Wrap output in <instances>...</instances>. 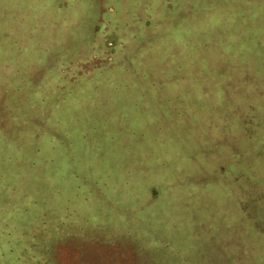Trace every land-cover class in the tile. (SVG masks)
Segmentation results:
<instances>
[{"label": "rangeland", "instance_id": "374dc122", "mask_svg": "<svg viewBox=\"0 0 264 264\" xmlns=\"http://www.w3.org/2000/svg\"><path fill=\"white\" fill-rule=\"evenodd\" d=\"M53 260L264 264V0H0V264Z\"/></svg>", "mask_w": 264, "mask_h": 264}, {"label": "trees", "instance_id": "16d2710c", "mask_svg": "<svg viewBox=\"0 0 264 264\" xmlns=\"http://www.w3.org/2000/svg\"><path fill=\"white\" fill-rule=\"evenodd\" d=\"M54 242H55V240H53V245L55 244ZM53 253H55V246L53 247ZM53 257H54V256H53ZM53 259H54V258H53ZM89 259L92 260V261H90V262H93V261H96V260L98 259V257H96V256L94 257V256H93V257H89ZM110 259H112V257H110ZM105 260H106V258H104V256H103L102 262H105ZM82 261H83V260L80 259V262H81V263H83ZM55 262H57V260H55V261L53 260V264H55ZM142 263H143V261H142ZM57 264H64V263L61 262V261H58ZM78 264H79V263H78Z\"/></svg>", "mask_w": 264, "mask_h": 264}]
</instances>
